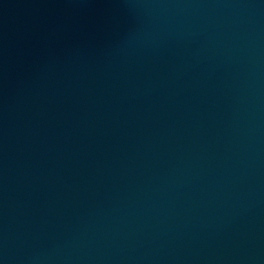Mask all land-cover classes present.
<instances>
[{"label": "water", "instance_id": "obj_1", "mask_svg": "<svg viewBox=\"0 0 264 264\" xmlns=\"http://www.w3.org/2000/svg\"><path fill=\"white\" fill-rule=\"evenodd\" d=\"M0 264H264V0H0Z\"/></svg>", "mask_w": 264, "mask_h": 264}]
</instances>
